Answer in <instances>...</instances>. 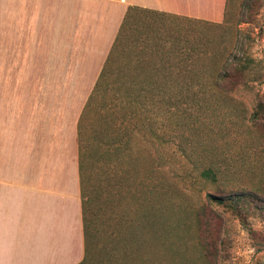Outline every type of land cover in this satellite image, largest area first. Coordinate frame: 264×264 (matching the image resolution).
<instances>
[{"label":"rangeland","instance_id":"374dc122","mask_svg":"<svg viewBox=\"0 0 264 264\" xmlns=\"http://www.w3.org/2000/svg\"><path fill=\"white\" fill-rule=\"evenodd\" d=\"M222 23L224 29H211L137 12L121 31L119 69L151 66L143 51L148 43L163 48L175 40L186 49L207 38L237 47L253 68L245 86L225 99L185 101L172 112L153 102L147 111L133 107L121 90L106 89L91 104L81 121L87 264H264V141L257 137L264 135V117L248 128L264 100V0H227ZM71 32L74 25L54 24L52 9H6L0 0L1 107L3 97H19L20 81L31 93L38 81L65 78L63 66L76 58ZM82 85L90 94L93 81ZM106 121L119 150L100 180L98 132ZM208 167L216 182L201 176Z\"/></svg>","mask_w":264,"mask_h":264},{"label":"crops","instance_id":"0c3cea01","mask_svg":"<svg viewBox=\"0 0 264 264\" xmlns=\"http://www.w3.org/2000/svg\"><path fill=\"white\" fill-rule=\"evenodd\" d=\"M226 4L227 0H4L6 9H52L55 25H74L68 38L76 41V58L63 66L65 78L38 81L31 93L29 83L20 81L19 97L5 96L0 104V264L84 260L79 123L128 9L222 23ZM89 80L93 85L87 94L82 84Z\"/></svg>","mask_w":264,"mask_h":264},{"label":"trees","instance_id":"16d2710c","mask_svg":"<svg viewBox=\"0 0 264 264\" xmlns=\"http://www.w3.org/2000/svg\"><path fill=\"white\" fill-rule=\"evenodd\" d=\"M137 12L161 13L140 7H130L128 9L119 34L89 97L79 123V164L85 235V257L81 264H87L90 252L88 246L89 230L83 193L84 185L86 183V170L88 168L86 160L84 159V153L81 149V121L83 115L88 111L91 104L94 101H97L106 89L115 91L121 90V92L125 93L124 97L130 101V105H133V107L135 106L134 104L138 105V103H140L142 106L144 105L143 109L147 111L149 107L148 104L153 102L156 104L166 105V112H172L179 109L185 101L210 102L214 99H225L230 94L242 88V86H245L253 68V60L249 57L238 56L235 52L238 51L237 47L231 48L225 42H221L220 44L215 43L212 42L213 40L210 38L201 40L196 47L192 46L189 42L187 43L186 49L181 48L175 40L170 43L169 47L164 45L163 48H160L161 46L157 43H148L147 46L144 47L143 51L145 52V55L147 54L150 57L148 62L151 63V66H147L142 69L133 67L132 64H130L131 66H129L128 69H119L118 67H114L119 64L117 50H119L121 31L127 27L129 19L133 13ZM186 19L206 28L224 29V23H213L191 18ZM153 57H157L158 60L165 65H152L154 64ZM124 79L131 83V85H129L131 86L130 88L124 86L126 83ZM111 82L116 83L114 84L115 87L112 89L109 88L111 86ZM118 83L122 84L123 87H117ZM118 99L121 100L122 96ZM132 110L134 111L133 108ZM263 117L264 100L260 101L256 106L251 120L252 127H248L249 131H251L257 122ZM110 125L111 124L106 121L105 125H103L105 128L100 126V132H98V137L100 138L99 147L102 149L98 152V160L102 163V165L101 163L99 164L100 174L98 175L100 180H102V175L104 177H108L109 164L117 162V160H113L114 157L112 156V151L119 150V147H116V144L119 141H117V138L112 136L114 133L112 132V125ZM104 131H106V135H104ZM257 137L264 141V135H257ZM108 138H112L111 142L110 140L105 142V139ZM201 176L204 179L212 180L213 182L218 180L217 172L212 167L204 169L201 172ZM256 191L260 192V190ZM208 197L211 201L224 204L225 200L222 197L220 198L215 195H208Z\"/></svg>","mask_w":264,"mask_h":264}]
</instances>
